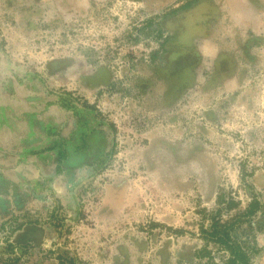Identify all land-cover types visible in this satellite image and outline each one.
Here are the masks:
<instances>
[{
	"label": "rangeland",
	"instance_id": "374dc122",
	"mask_svg": "<svg viewBox=\"0 0 264 264\" xmlns=\"http://www.w3.org/2000/svg\"><path fill=\"white\" fill-rule=\"evenodd\" d=\"M0 101V264H264V0H0Z\"/></svg>",
	"mask_w": 264,
	"mask_h": 264
},
{
	"label": "crops",
	"instance_id": "0c3cea01",
	"mask_svg": "<svg viewBox=\"0 0 264 264\" xmlns=\"http://www.w3.org/2000/svg\"><path fill=\"white\" fill-rule=\"evenodd\" d=\"M11 102H9L10 105H11ZM7 104L8 102L2 103L0 101V110L1 108H2V111H3V108L5 110L2 116L0 113V169H2V167H5L7 164H9L8 161H10L11 165L16 164L18 162L17 161L18 157L22 155L24 156L25 153L21 151L15 152L13 150L16 148L20 149L21 147L28 145L27 142L31 141V139L33 138L31 135V131H30L32 128L31 127L32 122H30L29 120H28L29 121L28 123H26L25 121V127H24L23 134L21 136H18L17 129L13 128L12 126L13 123L16 126L18 125V121H19L18 115L13 113L12 108L8 107ZM4 113H5V116H4ZM3 148H7V149L3 150ZM48 169L49 168L44 167V164L42 165L41 170H43V172Z\"/></svg>",
	"mask_w": 264,
	"mask_h": 264
},
{
	"label": "trees",
	"instance_id": "16d2710c",
	"mask_svg": "<svg viewBox=\"0 0 264 264\" xmlns=\"http://www.w3.org/2000/svg\"><path fill=\"white\" fill-rule=\"evenodd\" d=\"M256 206L257 202L255 200L250 201L243 211H238L236 217H246L251 215L253 212H255ZM237 221L238 220L233 221V218L231 217L230 219H226L220 223V219H217L211 223L210 231L204 232L205 234L208 233L207 235L212 237V240L215 243H218L220 246H224L225 249L230 252L231 257H229L224 264H248V260L250 258L248 249L253 251V247L249 248L246 246L243 248L242 244H244L245 241H238L236 237L231 236L230 228L233 226L232 224ZM35 232H40V229L33 228L27 233V236ZM71 264H73V261H71Z\"/></svg>",
	"mask_w": 264,
	"mask_h": 264
}]
</instances>
